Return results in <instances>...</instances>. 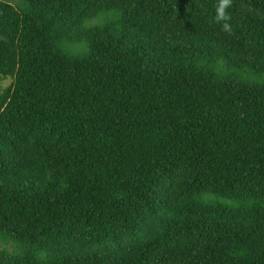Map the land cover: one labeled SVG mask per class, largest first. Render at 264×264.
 <instances>
[{
    "label": "trees",
    "instance_id": "16d2710c",
    "mask_svg": "<svg viewBox=\"0 0 264 264\" xmlns=\"http://www.w3.org/2000/svg\"><path fill=\"white\" fill-rule=\"evenodd\" d=\"M220 5L0 0V264H264V0Z\"/></svg>",
    "mask_w": 264,
    "mask_h": 264
},
{
    "label": "clouds",
    "instance_id": "9594fccd",
    "mask_svg": "<svg viewBox=\"0 0 264 264\" xmlns=\"http://www.w3.org/2000/svg\"><path fill=\"white\" fill-rule=\"evenodd\" d=\"M227 2H228V0H221V5H220V7L217 10V20L218 21L227 19L226 15L224 13V8L227 6ZM223 28H224L225 31H228L229 30V25L227 23H225L223 25Z\"/></svg>",
    "mask_w": 264,
    "mask_h": 264
},
{
    "label": "rangeland",
    "instance_id": "374dc122",
    "mask_svg": "<svg viewBox=\"0 0 264 264\" xmlns=\"http://www.w3.org/2000/svg\"><path fill=\"white\" fill-rule=\"evenodd\" d=\"M10 83H11L10 80L5 81V82L3 83V89L6 88V87H8V86L10 85ZM3 248H4V247L0 244V249H3Z\"/></svg>",
    "mask_w": 264,
    "mask_h": 264
}]
</instances>
